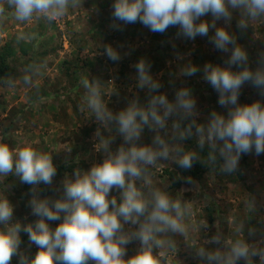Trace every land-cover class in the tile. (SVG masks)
<instances>
[{
  "label": "clouds",
  "instance_id": "1",
  "mask_svg": "<svg viewBox=\"0 0 264 264\" xmlns=\"http://www.w3.org/2000/svg\"><path fill=\"white\" fill-rule=\"evenodd\" d=\"M82 4L83 0H0V19L10 14L21 23L34 18L52 23ZM233 12L239 13L237 27L242 31L264 26V0H113L111 30L122 32L125 25L140 23L152 33L163 34L176 27L177 38L209 37L216 50L230 53L227 66H203V79L218 93L217 102L227 108V114L213 110L206 124L198 123L197 101L191 89L181 87L175 99L169 100L159 92L162 85L144 58L132 67L136 86L149 94L146 106L133 99L127 107L113 111L105 100V83L82 76L80 109L89 111L99 125L96 150L104 158L88 170L77 167L71 175L66 174L61 188L56 189L62 190L59 198H41L40 185L51 187L57 175L52 154L31 144L13 148L0 140V177L15 176L31 186L28 207L38 217L34 223L13 222L14 205L0 194V264H11L13 258H18V264H167L168 250L177 247L172 237L186 240L189 228L196 230L188 223L193 205L160 186L153 170L162 165L161 161L186 170L200 161L213 171L218 168L219 173L232 175L239 171L242 155L264 154V104L238 102L246 83L264 96V52L259 53L257 67H250L248 52L227 30ZM209 14L211 21L201 19ZM221 20L224 26H218ZM27 38L24 33L17 36L18 41ZM103 54L114 63L123 58L110 44L103 45ZM177 59L183 56L178 53ZM44 66L36 62L24 65L18 79L7 78L0 83L12 89L20 85L34 88ZM232 66L240 70L233 71ZM198 71L189 63L181 67L179 75L190 77ZM114 93L115 87L107 96ZM145 128L155 133L151 144L140 143ZM113 130L123 140L115 151L111 148ZM194 135L200 151L187 149L182 143ZM205 147L207 156L202 157ZM186 182L194 183L191 177ZM113 189L118 197L111 195ZM246 207L254 211L255 199H248ZM49 221L60 222L53 228ZM234 231L236 238L227 241L220 234L211 236L206 243L218 247L209 250L200 246L196 256L205 264H257V260L264 264V240L240 235L243 223ZM21 232L38 249L31 258L21 250ZM247 236L254 238L256 230L249 227ZM133 241H139L140 246L134 255L127 256V245Z\"/></svg>",
  "mask_w": 264,
  "mask_h": 264
},
{
  "label": "rangeland",
  "instance_id": "2",
  "mask_svg": "<svg viewBox=\"0 0 264 264\" xmlns=\"http://www.w3.org/2000/svg\"><path fill=\"white\" fill-rule=\"evenodd\" d=\"M112 4L113 0H83L79 8H70L61 18L59 25L63 24L62 30L57 24L43 19L34 18L30 22L21 23L10 14L0 19V46L12 37L24 33L27 39H37L35 49L42 55L37 56L36 63L45 65L34 88L20 85L12 89L0 83V140L3 138V142L13 148L31 144L38 150L51 153L56 167L62 165L63 169H57L51 187L40 185L41 198H59L62 190L56 189L61 188L60 182L66 174L71 175L77 167L88 170L104 158L96 150L95 133L99 125L91 118L89 111L80 109L84 94L79 83L82 76L89 75L90 78H98L105 83V100L113 111L127 107L133 99H138L141 105L146 106L149 94L147 89L141 90L136 86V70L132 67L144 58L151 64V74L162 85L159 92L166 94L169 100L175 99L177 89H191L197 101L198 123L206 124L213 110L227 114V108L221 107L217 102L218 93L203 79V66L206 63L227 66L225 61L230 53L216 50L209 42V37L197 36L195 40H190L177 38L175 35L165 43L155 41L152 39L153 33L140 23L125 25L122 32L111 30ZM201 19L211 21L212 17L209 14ZM238 19L239 13L233 12L231 26L227 30L246 49L249 60L255 61L259 53L264 52V26L242 31L237 27ZM217 24L224 26V21H218ZM212 34L210 31L209 36ZM64 42L68 43L67 49L63 48ZM105 44L117 48L123 58L115 63L109 60L103 54ZM178 53L183 59H177ZM76 54L80 55L76 61L79 79L72 83L73 77L64 73L65 69L61 68V64ZM18 60L21 61L20 58ZM9 61L17 69L18 79L22 71L19 62H15L14 58ZM189 63L197 66L200 71L190 77L180 76L181 67ZM114 87L116 93L107 96ZM255 101L264 104V96L246 83L241 89L238 102L250 104ZM171 122L172 118L169 119V127ZM108 134L104 132V135ZM112 134L115 135V140L111 148L115 151L123 140L114 130ZM154 135V132L145 128L140 143L151 144ZM192 138L197 141L195 135ZM161 163L158 169L153 170L157 183L173 197L192 203L193 214L188 223L196 229L194 231L193 227L189 228L186 240L181 236L172 237L177 247L168 250L167 264H205L196 256V249L200 246L209 250L218 247L206 243L207 239L217 234L224 241L235 239L237 234L234 229L239 223L244 224V232L240 234L244 238L264 240V154L242 155L239 171L235 174H221L219 170L208 171L193 184H183L179 188L172 186L169 176L172 172L177 173L179 165L170 161ZM30 187L20 183L18 177H0V194H5L14 205L13 222L27 224L38 219L28 207ZM111 195L118 197L119 193L113 189ZM250 198L256 201L254 211L246 207V201ZM59 222L49 221V224L55 228ZM249 227L256 230L254 238L247 236ZM20 236L21 250L30 258L33 257L38 251L37 247L29 243L26 233L21 232ZM139 246V241L128 244L127 256L134 255ZM11 264H18V258H13ZM238 264H244V261H239Z\"/></svg>",
  "mask_w": 264,
  "mask_h": 264
},
{
  "label": "trees",
  "instance_id": "3",
  "mask_svg": "<svg viewBox=\"0 0 264 264\" xmlns=\"http://www.w3.org/2000/svg\"><path fill=\"white\" fill-rule=\"evenodd\" d=\"M31 31L32 29L30 30V32ZM176 33H177L176 27H170L163 34L153 33L152 39L155 41H161L165 43L169 37L175 36ZM36 43H37V39H33V41L30 39L18 41L17 37L14 36L9 41L4 42V44L0 46V81H2L3 79H7V78H16V76L18 75L17 69L12 67L9 61L10 59L14 58L15 62L16 61L19 62L18 64L21 70H23L24 65L37 62V59H36L37 56L42 55V53H39L35 49V47L37 46ZM44 53L45 52H43V54ZM79 56H80L79 54H76L70 59H68L69 61L64 60L61 64V68L65 69L64 73H66L68 77L69 76L73 77L72 83L76 82L75 80L79 79L78 77L79 71L78 69H76L78 67V64H76V61L79 59ZM18 58H20L21 61H19ZM257 60L255 61L249 60V66L252 67L253 69L257 67ZM72 67H75V69L74 68L72 69ZM232 70L239 71L240 69L236 66H232ZM69 71H72V72L70 73ZM186 123L187 122H184V124ZM1 140L3 141V138ZM182 143L185 145L187 149H195L197 151H200L197 147V143L193 141V138L185 140ZM207 152H208V149L207 147H205V149L201 152V156L206 157ZM219 162H222V161H219ZM57 169L62 170L63 169L62 165L57 166ZM216 170H218V168ZM216 170L213 171L207 164L197 161V162H194V165L191 169L186 170V169L179 167L177 173L172 172L169 174V176L172 181V186L174 188H179L183 184L190 185L189 183L186 182L188 177H191L193 181H198L203 175V173L208 172V171L215 172Z\"/></svg>",
  "mask_w": 264,
  "mask_h": 264
},
{
  "label": "built area",
  "instance_id": "4",
  "mask_svg": "<svg viewBox=\"0 0 264 264\" xmlns=\"http://www.w3.org/2000/svg\"><path fill=\"white\" fill-rule=\"evenodd\" d=\"M61 22H62L61 19H59L57 21H54L53 23L57 24V26L60 28V30H62V27L61 26H63V24L62 25H59ZM63 39H64V37H63ZM63 48L64 49H67L68 48V43H65L64 42L63 43Z\"/></svg>",
  "mask_w": 264,
  "mask_h": 264
},
{
  "label": "crops",
  "instance_id": "5",
  "mask_svg": "<svg viewBox=\"0 0 264 264\" xmlns=\"http://www.w3.org/2000/svg\"><path fill=\"white\" fill-rule=\"evenodd\" d=\"M27 36V35H26Z\"/></svg>",
  "mask_w": 264,
  "mask_h": 264
}]
</instances>
